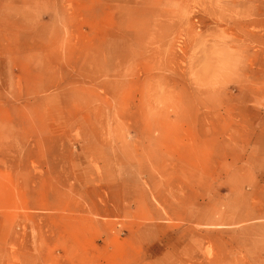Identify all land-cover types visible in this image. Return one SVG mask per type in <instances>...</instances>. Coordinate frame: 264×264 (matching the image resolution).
Here are the masks:
<instances>
[{
	"label": "rangeland",
	"instance_id": "374dc122",
	"mask_svg": "<svg viewBox=\"0 0 264 264\" xmlns=\"http://www.w3.org/2000/svg\"><path fill=\"white\" fill-rule=\"evenodd\" d=\"M0 264H264V0H0Z\"/></svg>",
	"mask_w": 264,
	"mask_h": 264
}]
</instances>
